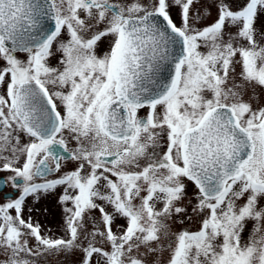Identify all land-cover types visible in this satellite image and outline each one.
Here are the masks:
<instances>
[{
	"label": "snow or ice",
	"instance_id": "1",
	"mask_svg": "<svg viewBox=\"0 0 264 264\" xmlns=\"http://www.w3.org/2000/svg\"><path fill=\"white\" fill-rule=\"evenodd\" d=\"M70 256L264 264V0H0V264Z\"/></svg>",
	"mask_w": 264,
	"mask_h": 264
},
{
	"label": "rangeland",
	"instance_id": "2",
	"mask_svg": "<svg viewBox=\"0 0 264 264\" xmlns=\"http://www.w3.org/2000/svg\"><path fill=\"white\" fill-rule=\"evenodd\" d=\"M10 196L14 195L11 189H9ZM55 197L53 196L50 199H43L39 204L35 205L38 209H48L49 211L44 214L34 213V219L38 220L43 226L50 229L53 233L57 231V227L61 222L60 212L55 202ZM33 206V205H29ZM191 227L195 225L189 224ZM50 264H78V257H68L67 260L61 258L59 261L55 257L52 258Z\"/></svg>",
	"mask_w": 264,
	"mask_h": 264
}]
</instances>
